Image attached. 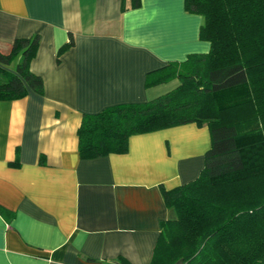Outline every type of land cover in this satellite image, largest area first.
Returning <instances> with one entry per match:
<instances>
[{
  "label": "crops",
  "instance_id": "1",
  "mask_svg": "<svg viewBox=\"0 0 264 264\" xmlns=\"http://www.w3.org/2000/svg\"><path fill=\"white\" fill-rule=\"evenodd\" d=\"M201 22L184 0H0V51L37 34L29 67L43 81L42 94L0 99V264L150 262L160 222L177 218L162 189L199 175L208 126L134 133L126 151L94 157L80 156L77 128L83 113L176 86H146L147 74L207 52Z\"/></svg>",
  "mask_w": 264,
  "mask_h": 264
},
{
  "label": "trees",
  "instance_id": "2",
  "mask_svg": "<svg viewBox=\"0 0 264 264\" xmlns=\"http://www.w3.org/2000/svg\"><path fill=\"white\" fill-rule=\"evenodd\" d=\"M139 5L121 0L122 9ZM184 8L202 16L199 37L209 50L147 74L146 86L176 77L170 90L83 113L78 151L124 152L131 134L206 124L210 146L199 175L162 189L177 218L160 222L148 264H264V0H184ZM38 42L37 34L17 37L0 51V99L43 93L41 76L29 67ZM72 43L70 37L58 55Z\"/></svg>",
  "mask_w": 264,
  "mask_h": 264
},
{
  "label": "rangeland",
  "instance_id": "3",
  "mask_svg": "<svg viewBox=\"0 0 264 264\" xmlns=\"http://www.w3.org/2000/svg\"><path fill=\"white\" fill-rule=\"evenodd\" d=\"M171 86H172V85H171V84H169L167 87H168V88H171Z\"/></svg>",
  "mask_w": 264,
  "mask_h": 264
}]
</instances>
